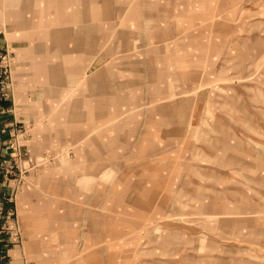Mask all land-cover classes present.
<instances>
[{"label":"rangeland","instance_id":"obj_1","mask_svg":"<svg viewBox=\"0 0 264 264\" xmlns=\"http://www.w3.org/2000/svg\"><path fill=\"white\" fill-rule=\"evenodd\" d=\"M0 21L66 70L43 108L64 142L33 155L17 123L0 161L8 201L33 186L49 213L31 264H264V0H0ZM0 208L1 264L24 239Z\"/></svg>","mask_w":264,"mask_h":264},{"label":"crops","instance_id":"obj_2","mask_svg":"<svg viewBox=\"0 0 264 264\" xmlns=\"http://www.w3.org/2000/svg\"><path fill=\"white\" fill-rule=\"evenodd\" d=\"M12 30L14 31L12 28L7 30L0 21V54L12 51L17 59L16 68L14 66L12 70L14 83L12 101L0 100V161L9 157L7 144L16 133L14 127L17 123L22 124L27 130L25 145L33 155L47 151L54 144L64 142L65 122H57L54 130L56 135H50L43 108L53 103L57 106L62 103L61 99L54 98L64 89L66 70L63 67H44L37 63L35 66H29V59L32 57L27 52V46L25 42L15 38ZM41 52L40 49L31 53L34 57H39ZM69 71H72L71 75L77 74L75 69ZM50 94L53 98H48ZM70 129H75V126ZM35 179L32 178L30 183H35ZM13 187L14 182L4 183L0 174V207L9 209L15 205L24 241L22 247L12 248L9 258L1 264H31L30 256L33 250L42 249L40 236L48 233L47 227H41V220L46 219L49 213L42 210L40 196L33 186H29L23 195L15 194V204L12 205L8 199L13 196Z\"/></svg>","mask_w":264,"mask_h":264},{"label":"built area","instance_id":"obj_3","mask_svg":"<svg viewBox=\"0 0 264 264\" xmlns=\"http://www.w3.org/2000/svg\"><path fill=\"white\" fill-rule=\"evenodd\" d=\"M14 64H15V55L13 54V52L5 51V53L0 54V100L2 101H6L8 99L6 92L8 91V88L9 89L12 88V85H11L12 72L11 71H12V67L14 66ZM13 144L14 142L10 143L9 146L13 147L14 146ZM14 149L17 150L18 155L22 154L18 147H15ZM15 164H16V161H15ZM1 166L2 165L0 164V170H2ZM8 166H9L8 170L6 169L5 171L6 175H10L9 173H11V170L14 169L13 166H10V165ZM17 166L19 168L18 162H17ZM5 214H6L5 222L2 225H0V235L3 233H7V231L9 230L10 222L14 218V214L11 211ZM1 218H2V210L0 208V220ZM8 224L9 226H7Z\"/></svg>","mask_w":264,"mask_h":264},{"label":"bare ground","instance_id":"obj_4","mask_svg":"<svg viewBox=\"0 0 264 264\" xmlns=\"http://www.w3.org/2000/svg\"><path fill=\"white\" fill-rule=\"evenodd\" d=\"M184 98V97H183Z\"/></svg>","mask_w":264,"mask_h":264}]
</instances>
